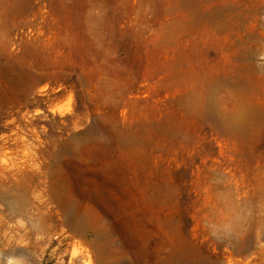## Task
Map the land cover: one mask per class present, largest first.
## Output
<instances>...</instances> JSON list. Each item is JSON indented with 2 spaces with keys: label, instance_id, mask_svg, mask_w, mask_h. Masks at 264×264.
<instances>
[{
  "label": "rangeland",
  "instance_id": "rangeland-1",
  "mask_svg": "<svg viewBox=\"0 0 264 264\" xmlns=\"http://www.w3.org/2000/svg\"><path fill=\"white\" fill-rule=\"evenodd\" d=\"M186 4L0 0V264H264V0Z\"/></svg>",
  "mask_w": 264,
  "mask_h": 264
},
{
  "label": "bare ground",
  "instance_id": "bare-ground-1",
  "mask_svg": "<svg viewBox=\"0 0 264 264\" xmlns=\"http://www.w3.org/2000/svg\"><path fill=\"white\" fill-rule=\"evenodd\" d=\"M186 5H187L186 0H176V8H177L178 12H179V9L181 10V9L185 8ZM186 22H188V21L183 20V18H181L180 16L177 17V20H176L177 25L181 24V23L185 24ZM225 26L226 27H232V26H234V23L229 20V21H227ZM181 70H182V68H178V67H175L174 69H172L171 74L174 77H171V78L177 77L178 79H180L181 73H183L184 74L183 76H186V77L187 76H194V78L199 77L197 75L187 74ZM220 82L224 83V84H230L231 80L222 79ZM244 104H245L244 105V111L241 114H239L238 116L224 117L225 115H223V116L219 115V113L216 111L215 101L213 100V98L210 97V98H207V100H205V97L201 93L197 99V102H196L198 114L207 115L210 118L212 117L213 119H217V121H218L217 125L220 128V130L222 131V133L225 136L229 135V136H235V137L240 136L241 133L244 130H246L248 125H250L251 123L252 124L254 123L253 125H255V122L256 121L259 122L263 117L262 114H260V113L258 115L256 114V113H258V110L256 111V109H255V102L254 101L247 99ZM262 112H263V110H262ZM255 114H256V117H255ZM127 133H129V128H125V129L116 128V129H114L113 134L115 135L116 140H118L121 144H123L127 148V150L133 154L132 148H133V146H135V141L132 140L129 135L126 136ZM90 143H91L90 145L93 146V148H99V144L95 140L90 142ZM93 148H92V151H94ZM65 190H66V188L61 189V191H60L59 189L56 188V185L53 186V194H54L55 198L65 208H67L69 210L70 207L72 206L73 201L69 197L66 196ZM23 202L24 201L22 199H19L17 201V205L20 206L21 204H23ZM18 206H16V208H18ZM226 206H227L228 211L231 210L233 207L231 202H227ZM232 212H233V210H232ZM66 217H67L68 222H80V223H82V225H83V222H91L87 225L89 231H92L95 234L97 239L100 238L101 233L97 230L99 222H97V220L94 218L95 216L92 215L89 211L86 213H83L82 215H72L69 213ZM237 219H238V221L241 220L239 218V216ZM94 222H95V224H94ZM243 243L244 242L237 244V247L234 248L233 252L229 253V255L226 257V260L223 262V264H243L244 260L246 261L245 258L244 259L240 258V256H241L240 251L241 250H239V248L242 247ZM101 250H102V248L97 249L98 253H100ZM263 261L264 260H262L261 263H263ZM250 263H252V261H247L245 264H250Z\"/></svg>",
  "mask_w": 264,
  "mask_h": 264
}]
</instances>
